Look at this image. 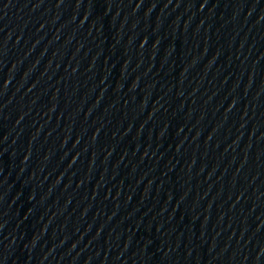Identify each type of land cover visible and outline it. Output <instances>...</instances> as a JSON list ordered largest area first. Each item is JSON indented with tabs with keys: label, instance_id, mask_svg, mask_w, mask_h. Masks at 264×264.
Masks as SVG:
<instances>
[{
	"label": "water",
	"instance_id": "95a60500",
	"mask_svg": "<svg viewBox=\"0 0 264 264\" xmlns=\"http://www.w3.org/2000/svg\"><path fill=\"white\" fill-rule=\"evenodd\" d=\"M0 264H264V0H0Z\"/></svg>",
	"mask_w": 264,
	"mask_h": 264
}]
</instances>
